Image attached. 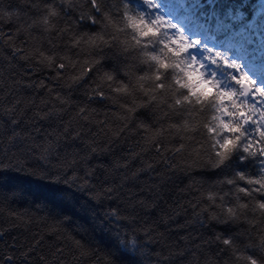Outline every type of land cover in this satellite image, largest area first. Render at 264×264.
<instances>
[{
  "label": "trees",
  "instance_id": "1",
  "mask_svg": "<svg viewBox=\"0 0 264 264\" xmlns=\"http://www.w3.org/2000/svg\"><path fill=\"white\" fill-rule=\"evenodd\" d=\"M162 1L129 0L144 16L136 20L135 30L141 36L159 37L166 49L164 58L146 52L139 57L141 65L155 63L187 72L195 67L198 78L193 82L199 84L202 98L217 87L232 89L230 95L239 93L241 99L251 93L260 103L251 101L249 110L264 112V85H258L246 70L255 65L264 73V0ZM114 2L120 0H99L102 10ZM51 10L59 11V17H53ZM89 16L101 19L92 0H72L70 7L61 0H0V264H188L193 254L198 258L194 264L209 258V264H231L230 250L220 241L230 239L238 250L246 251L249 241L255 244L247 226L210 221L208 213L195 216L189 202L194 204L203 191L220 203V197L232 191L221 181L248 165L233 163L218 173L209 175L205 169L185 175L170 172L163 160L156 163L161 153L155 145L135 155L142 147L141 130L134 134L126 130L110 142L100 131L103 124L72 118L87 105L100 119L98 114L115 111L112 105L98 97L89 99L83 84L59 88L51 79L54 73H34L4 43L14 35L17 41H25V30L42 38L45 18L57 25L76 21L81 31L95 30ZM195 21L203 24L205 32L191 39L185 26ZM148 28L152 32L143 35ZM54 36L55 32L49 39ZM193 48L210 70L207 85L200 83L191 59ZM104 55L101 67L117 73L136 63L129 64L116 51ZM40 81L68 97V105L47 102L51 97L46 87H38ZM154 121L155 113L142 109L129 129L137 124L156 129L159 125ZM160 147L163 150L162 141ZM189 183L200 191L188 187ZM224 202L234 201L229 195ZM211 211L220 213L215 206ZM169 249L188 251L160 259L157 253L165 255Z\"/></svg>",
  "mask_w": 264,
  "mask_h": 264
},
{
  "label": "clouds",
  "instance_id": "2",
  "mask_svg": "<svg viewBox=\"0 0 264 264\" xmlns=\"http://www.w3.org/2000/svg\"><path fill=\"white\" fill-rule=\"evenodd\" d=\"M61 2L68 7L72 5V0ZM45 7L51 9L50 5ZM92 7L101 13V19L88 17L95 30L81 31L76 21L57 25L45 18V35L42 38L29 35L25 30V41H17L14 35L5 39L4 43L14 55L20 54L19 59L34 73L42 70L54 73L51 79L59 88L67 90L83 84L89 99L98 97L112 105L115 111H111L110 115L98 114L100 119L94 115L96 110L89 109L87 105L78 108L72 118L90 120L97 126L103 124L100 131L110 142L120 139L121 133L126 130L133 134L141 130L142 147L135 155L147 152L155 145V151L161 153L156 163L163 160L170 165V172L185 175L205 169L210 170V175L233 163L248 165L243 170L237 168L233 175L221 181L232 191L225 192L220 197V203L201 191L194 198L196 202H189V206L196 209L195 216L208 213L210 221L247 226L248 235L255 240V244L249 241L245 245L246 251L238 250L230 239L220 241L230 250L231 264H252L253 261L264 264V112L259 108L249 110L252 107L251 93L241 99L239 93L230 95L232 89L217 87L212 95L202 98L197 91L199 84L193 82L195 77L190 79L187 74L190 72L178 67L160 68L155 63L141 65L139 57L146 52L164 58L166 49L159 43V37L141 36L135 30L131 21L144 19V16L129 0H120L118 4L114 2L108 10L101 9L99 0H92ZM51 15L59 17L60 13L51 10ZM53 32L55 36L49 39ZM45 41L48 48L44 47ZM107 50L118 52L129 64L133 60L136 63L131 68L126 64L119 73L111 68H102ZM137 66L141 70H135ZM191 72H195V67ZM17 83L23 81L17 80ZM38 87H46V95L51 97L47 102L68 105V97L53 91L51 85L46 86L44 81H40ZM142 109L155 113L154 122L159 125L156 129L147 124H137V128L129 129L136 113ZM64 110L59 109L61 112ZM114 120L120 123L114 125ZM161 141L164 143L163 150ZM166 153L171 154L170 157H166ZM188 187L200 191L192 183ZM229 195L233 198L232 204L224 202V197ZM203 200H208V203H202ZM197 205H200L198 209ZM213 206L220 213L211 211ZM141 231L146 234L148 230ZM186 251L188 249L179 252L169 249L167 254L157 255L160 259H169ZM253 251L257 254L253 255ZM6 259L11 260L12 256ZM197 259L193 254L188 264H194ZM209 259L201 260L200 264H209Z\"/></svg>",
  "mask_w": 264,
  "mask_h": 264
},
{
  "label": "rangeland",
  "instance_id": "3",
  "mask_svg": "<svg viewBox=\"0 0 264 264\" xmlns=\"http://www.w3.org/2000/svg\"><path fill=\"white\" fill-rule=\"evenodd\" d=\"M161 3H163L162 0H159ZM192 21L190 20L189 23H191ZM186 29L190 30L189 36L191 37V39L196 38L197 36L202 37L203 36V32L204 31V27L203 24L201 22H197L195 21L194 24H192V26H185ZM192 61L195 64L197 70L199 71V79H200V83L202 85H207L208 82V78L210 76V70L208 68V66L203 62V59L200 56V53L198 51H196L193 48L192 51ZM246 67V66H245ZM252 68V69H250ZM246 70L248 71L249 75H252V79H254V81L257 82L258 85H264V73H262L260 70L255 68V65H250L248 68L246 67ZM207 78V79H206ZM252 101L259 104V99H256L254 97H252ZM264 108V106H263ZM263 111V110H262Z\"/></svg>",
  "mask_w": 264,
  "mask_h": 264
},
{
  "label": "snow or ice",
  "instance_id": "4",
  "mask_svg": "<svg viewBox=\"0 0 264 264\" xmlns=\"http://www.w3.org/2000/svg\"><path fill=\"white\" fill-rule=\"evenodd\" d=\"M131 24L134 26V27H139V23L136 21V20H132L131 21ZM145 27H147V26H145ZM152 32V29L151 28H148V30L147 31H145V32H143L142 34L143 35H148L149 33H151ZM154 34V33H153ZM153 59H155V57L153 58ZM163 67H167V65H162ZM188 75H189V78L190 79H192L193 77H195V78H198V74L196 73V72H190V73H187ZM206 98V97H205ZM230 98V97H229ZM229 143H231V142H229Z\"/></svg>",
  "mask_w": 264,
  "mask_h": 264
},
{
  "label": "water",
  "instance_id": "5",
  "mask_svg": "<svg viewBox=\"0 0 264 264\" xmlns=\"http://www.w3.org/2000/svg\"><path fill=\"white\" fill-rule=\"evenodd\" d=\"M242 85L244 87V93L247 94L248 93V86L245 84V82Z\"/></svg>",
  "mask_w": 264,
  "mask_h": 264
}]
</instances>
